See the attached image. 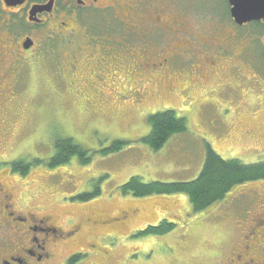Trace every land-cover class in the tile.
<instances>
[{
    "label": "rangeland",
    "instance_id": "rangeland-1",
    "mask_svg": "<svg viewBox=\"0 0 264 264\" xmlns=\"http://www.w3.org/2000/svg\"><path fill=\"white\" fill-rule=\"evenodd\" d=\"M113 28H107L109 35L115 33ZM215 28L220 41L232 38L227 44L230 48L199 46L191 34L188 43H192L186 53V44L182 43V60L177 67L180 73L175 80L157 87L146 86L145 79L142 86L134 82L129 89L119 81L115 91L105 89L102 105L97 104L96 90L104 76L111 77L106 69L116 60V41L111 49L105 45L93 56L83 53L86 73L80 87L69 88L62 62L48 70L38 67L35 71L29 85L31 104L25 108L22 136L0 138L1 169L13 160L50 158L57 139H72L91 155L84 165L74 157L69 164L53 170L43 164L35 166L23 180L16 174L18 177L12 176L18 181L16 190L32 201L31 207L55 217L54 221L63 226L80 223L98 211L109 216L122 210L136 211L123 234L101 244L95 238L87 246L79 245L77 249L87 253L79 264H209L214 261L210 254L221 252L227 244V234L235 231L223 220L224 213L248 190L263 184L257 181L238 186L221 202L198 213L191 212L183 195L136 198L119 191L132 177H139L144 183L163 184L195 180L203 168L207 145L224 160L236 159L244 164L264 160L261 52L255 42L247 44L250 37L240 36L237 28L210 26L209 31ZM78 31L83 40V29ZM260 41L264 48V30ZM170 43L178 47L181 42ZM230 56L229 61L221 62ZM237 66L240 77L231 72ZM122 69L117 63L114 71ZM166 110L185 120L186 131L173 135L161 150L153 152L140 139L150 131L148 117ZM116 141L127 142L120 152L107 156L97 153ZM89 195L90 198H82ZM163 222L175 227L163 235L143 233ZM86 233L84 228L83 238ZM91 245H99V249L96 251ZM56 253L64 258L70 250L62 248Z\"/></svg>",
    "mask_w": 264,
    "mask_h": 264
},
{
    "label": "flooded vegetation",
    "instance_id": "flooded-vegetation-1",
    "mask_svg": "<svg viewBox=\"0 0 264 264\" xmlns=\"http://www.w3.org/2000/svg\"><path fill=\"white\" fill-rule=\"evenodd\" d=\"M225 25L237 28L242 37L249 36L246 43L255 42L264 63L260 41L264 19L238 26L231 17L228 0H0V138L22 136L25 108L31 104L29 85L38 67L48 70L62 62L69 88L80 87L86 73L83 53L93 56L105 45L111 49L116 41V60L106 69L111 77L104 76V71L105 79L96 90L95 99L102 105L105 89L115 91L119 81L129 89L135 83L142 86L145 79L146 86L157 87L175 80L180 73L177 67L182 60V43L186 44V53L191 34L199 46L230 48L227 44L231 37L220 41L216 28L209 31L210 26ZM254 26L263 27L260 34L252 33L250 27ZM109 27L116 28L114 34L107 33ZM80 28L85 33L83 40L79 39ZM172 40L181 43L174 47ZM87 42L96 46H87ZM117 63L123 69L115 73ZM238 68L231 70L234 77L239 76ZM19 160L25 159L0 167V264H79L82 255H87L77 249L79 245L87 246L95 238L101 244L123 234L136 216V211L130 210L116 216L98 211L80 223L68 220L67 226L59 225L55 217L31 207L32 201L16 190L18 181L12 176L19 175L11 165ZM229 209L223 220L235 231L227 234L221 252L210 254L214 261L209 264H264V181ZM62 248L70 250L64 258L56 253ZM91 248L97 251L99 245ZM57 258L60 261L56 262Z\"/></svg>",
    "mask_w": 264,
    "mask_h": 264
},
{
    "label": "trees",
    "instance_id": "trees-1",
    "mask_svg": "<svg viewBox=\"0 0 264 264\" xmlns=\"http://www.w3.org/2000/svg\"><path fill=\"white\" fill-rule=\"evenodd\" d=\"M253 34H260L263 27H250ZM149 133L140 142L151 151L161 150L170 137L186 131L185 120L178 118L173 111L166 110L148 117ZM127 142L116 141L108 148L98 151L102 156L120 152ZM53 155L45 160L33 159L28 162L19 160L11 166L13 172L26 177L31 168L43 164L53 170L71 162L76 157L81 165L87 164L90 151L85 150L72 139H57L53 143ZM264 181V160L255 164H244L236 159L224 160L207 145L203 168L198 177L190 182L163 184L159 182L144 183L139 177H132L119 188L121 195L131 194L136 198L151 196H185L192 213L204 211L221 202L234 188L250 182ZM83 196L82 198H90ZM175 226L163 222L157 228L148 227L143 233L163 235Z\"/></svg>",
    "mask_w": 264,
    "mask_h": 264
},
{
    "label": "water",
    "instance_id": "water-1",
    "mask_svg": "<svg viewBox=\"0 0 264 264\" xmlns=\"http://www.w3.org/2000/svg\"><path fill=\"white\" fill-rule=\"evenodd\" d=\"M231 17L238 26L264 19V0H228Z\"/></svg>",
    "mask_w": 264,
    "mask_h": 264
}]
</instances>
